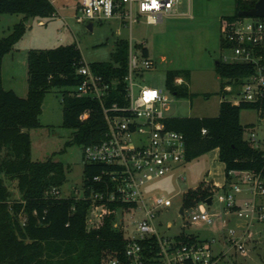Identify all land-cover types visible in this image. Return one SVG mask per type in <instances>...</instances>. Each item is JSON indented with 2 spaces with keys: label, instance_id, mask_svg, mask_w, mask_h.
I'll return each mask as SVG.
<instances>
[{
  "label": "trees",
  "instance_id": "obj_1",
  "mask_svg": "<svg viewBox=\"0 0 264 264\" xmlns=\"http://www.w3.org/2000/svg\"><path fill=\"white\" fill-rule=\"evenodd\" d=\"M257 0H235V12L221 18L222 49L230 50L226 28L233 21L243 18L240 10L251 9ZM57 12L51 0H0V13H21L23 17L12 31L0 37V264H105L109 259L122 257L126 244L123 233L113 227L117 205L109 204L98 225L89 228L87 213L89 202L73 197L47 196L53 187L61 188L67 182L64 162L34 159L32 129L42 126L40 114L46 94L53 88H63V126L72 129L70 143L86 146L99 142L107 129L101 102L98 99L72 94L81 82L78 72L84 63L83 54L76 42L51 48H31L28 52V84L26 97L3 85V59L25 35L31 18H50ZM129 42L117 40L113 61L91 62V68L109 78L120 80L105 101L110 105L117 100L124 103L123 76L128 67ZM264 57V46L258 48ZM144 54L149 55L147 47ZM222 80V94L227 83L235 90L246 78L257 71L253 62H230L222 57L216 61ZM182 76L184 82L175 84ZM190 70L171 69L167 73L166 87L181 97L194 96L189 92ZM254 108L264 117V99L259 102L235 104L222 99L217 116L169 117V128L186 136L187 159L191 160L219 148L220 160L225 164L226 185L231 182L232 169H254L264 176V149L260 142L247 137V125L241 122V110ZM90 110L87 118L80 115ZM206 128L207 132L202 130ZM102 165H84V178L100 171ZM8 181L16 182L10 189ZM211 183L201 181L196 188L185 192L187 204L205 200L212 194ZM19 193V198L15 197ZM29 218L22 226L19 214Z\"/></svg>",
  "mask_w": 264,
  "mask_h": 264
},
{
  "label": "built area",
  "instance_id": "obj_2",
  "mask_svg": "<svg viewBox=\"0 0 264 264\" xmlns=\"http://www.w3.org/2000/svg\"><path fill=\"white\" fill-rule=\"evenodd\" d=\"M181 3L182 0H81L75 17L86 24L117 21L130 29L131 38L133 24L142 16L148 23H158L167 16L179 14ZM225 35L235 45L229 50L231 54L223 59L256 63L257 71L244 80L237 92L227 83L224 91L228 94L223 99L235 104L262 101L264 57L258 48L264 46V17L239 18L228 25ZM143 47L140 46L137 53L132 40L129 43L128 67L123 76L124 103L115 100L110 105L105 104L120 80L97 73L83 58L84 63L78 69L82 79L72 94L98 99L107 123L99 142L83 146L84 165L93 163L103 167L87 180L84 178L81 187H72L68 194L62 193V187H53L46 194L88 201L89 228L99 224L109 204L117 205L113 227L123 233L126 244L122 257L111 258L105 264H238L231 257L249 254L247 244L253 239L251 227L264 222V176L254 169H232L228 185L211 184L212 194L205 200L187 204L183 199L179 207L178 214L184 218V225L212 223L214 216L209 205L217 195V201L226 212L244 223L241 230L231 228L225 234L227 251H214L215 238H200L184 231L170 233L171 225L163 227L161 215L173 206V201L165 195L147 198L142 188L149 180L184 164L187 144L185 134L169 128L166 123L169 116L165 111L170 109L176 94L167 87H151L142 82L143 71L155 65L150 55L144 54ZM174 82L182 84L184 78L176 77ZM89 114L90 110H86L80 118L85 119ZM202 132L206 133L207 129ZM250 139L256 144L260 142L254 133ZM209 198L212 199L210 204ZM19 217L21 225L27 226L28 216L20 212Z\"/></svg>",
  "mask_w": 264,
  "mask_h": 264
},
{
  "label": "rangeland",
  "instance_id": "obj_3",
  "mask_svg": "<svg viewBox=\"0 0 264 264\" xmlns=\"http://www.w3.org/2000/svg\"><path fill=\"white\" fill-rule=\"evenodd\" d=\"M51 1L57 12L45 19L46 25H40L38 17L31 18V26L25 35L6 55V74L15 66L17 81L29 87L28 51L34 46L54 48L76 42L86 62H109L114 59L117 40L125 39L129 43L132 40L135 52L140 53V46L143 45L148 48L150 58L155 62L154 68L143 71V84L166 87L169 70H190L188 88L189 92L195 95H174L170 109L165 111L166 116L202 117L219 114L223 94L216 61L231 54V51L222 49L221 18L235 12V0H182L178 7L179 14L167 16L161 22L148 23L146 17L142 16L140 21L133 24L131 38L130 29L117 21L93 23L92 30L88 28V24L78 22L75 15L81 0ZM22 17L21 13H0V37L9 34ZM140 59L142 60L141 56ZM6 85H9L7 81ZM63 90L55 87L46 94L40 114L42 126L32 129L31 136L34 159L52 157L64 162L67 182L62 187V193L68 194L72 187H81L83 184L84 147L75 142L70 143L73 130L63 126ZM241 122L248 126L246 136L250 137L254 133L264 149V117L259 111L254 108L242 109ZM208 172L215 181H222L225 177L216 149L188 160L164 176L149 180L142 189L147 198L165 195L173 201V206L161 215L164 228L171 225L170 233L184 231L200 238H215L213 248L218 253L228 249L225 234L229 229L241 230L244 223L235 215L226 212L217 201V195L209 205V210L214 216L212 223L184 225V218L178 214L184 193L190 188H196L204 177L210 174ZM8 184L12 190L17 188L15 181H8ZM18 196L17 192L15 197ZM250 231L253 239L247 244L249 254H234L231 259L236 260L238 264H264V222L255 223Z\"/></svg>",
  "mask_w": 264,
  "mask_h": 264
},
{
  "label": "crops",
  "instance_id": "obj_4",
  "mask_svg": "<svg viewBox=\"0 0 264 264\" xmlns=\"http://www.w3.org/2000/svg\"><path fill=\"white\" fill-rule=\"evenodd\" d=\"M45 19H47V18H39V20H38V23L40 24V25H42V24H45L46 25V23H47V21L45 20ZM31 19L29 20V23H28V26L30 27L31 26ZM17 23V22H16ZM20 41V40H19ZM19 41L17 42V43H19ZM17 43L15 44V46H17ZM69 43H73V42H69ZM68 44V43H67ZM15 46H14V48H15ZM31 48H38L37 46H34V47H31ZM30 48V49H31ZM29 49V50H30ZM29 52V51H28ZM9 54V53H8ZM7 55V54H6ZM6 55L4 56V59H3V68H2V75H3V85H4V87L6 88V89H13V90H15L20 96H23V97H26L27 95H28V92H29V87H27V85L26 84H24L23 82L21 83V82H19V81H17V78H18V75H17V72H15V70H16V68H15V66L14 67H12L11 68V71L9 72V73H7L6 74V72H5V68H4V62H5V58H6ZM28 80V79H27ZM6 81H7V83L9 84L8 86L6 85ZM27 87V88H26ZM239 90V89H238ZM238 90H236V92L238 91ZM26 92H27V94H26ZM26 94V95H25ZM216 150H217V158L220 160V151H219V148H216ZM207 153V152H206ZM187 161H188V159H187ZM186 161V162H187ZM221 161V160H220ZM185 162V163H186ZM221 163H222V165H223V169H224V173H225V177H224V179L222 180V181H215V179H214V177L212 176V174L210 173V172H208V173H210L209 175L207 174V176L206 177H204V179L203 180H205V181H207V182H210L211 184H214V185H217V186H219V187H221V186H223V185H225L226 184V181H227V178H226V171H225V164H224V162H222L221 161ZM202 180V181H203ZM200 184V183H199Z\"/></svg>",
  "mask_w": 264,
  "mask_h": 264
},
{
  "label": "water",
  "instance_id": "obj_5",
  "mask_svg": "<svg viewBox=\"0 0 264 264\" xmlns=\"http://www.w3.org/2000/svg\"><path fill=\"white\" fill-rule=\"evenodd\" d=\"M239 14L241 16H256V17H264V0H257L255 5L251 9L247 10H240ZM89 29H93V23H89L88 25ZM207 202L210 204L212 202V199H207Z\"/></svg>",
  "mask_w": 264,
  "mask_h": 264
}]
</instances>
